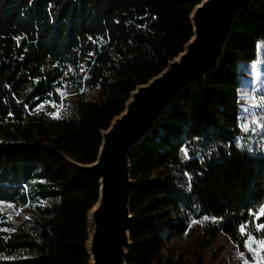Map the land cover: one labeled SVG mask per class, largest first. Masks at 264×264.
Instances as JSON below:
<instances>
[{"label":"trees","instance_id":"16d2710c","mask_svg":"<svg viewBox=\"0 0 264 264\" xmlns=\"http://www.w3.org/2000/svg\"><path fill=\"white\" fill-rule=\"evenodd\" d=\"M201 1L0 0V199L23 210L15 216L0 206V264H89V212L100 183L67 158L96 161L102 131L131 92L192 38L191 13ZM236 18L205 91L185 89L132 151L137 184L128 264H184L163 250L193 224L205 246L213 231L242 245L240 224L250 230L249 209L264 202V153L243 144L238 100L239 62L254 60L264 42V0H253ZM65 82L77 91L76 103L50 115L63 102L55 89ZM45 100L56 106L36 108ZM185 145L190 158L180 150Z\"/></svg>","mask_w":264,"mask_h":264},{"label":"water","instance_id":"95a60500","mask_svg":"<svg viewBox=\"0 0 264 264\" xmlns=\"http://www.w3.org/2000/svg\"><path fill=\"white\" fill-rule=\"evenodd\" d=\"M253 0H202L191 13L193 36L184 50L146 84L131 92L125 110L102 131L94 163L67 158L76 172L100 183L89 212V264H128L133 247L131 200L137 182L131 176L133 149L151 134L185 89L205 91L207 76L219 66L233 34L236 14Z\"/></svg>","mask_w":264,"mask_h":264},{"label":"rangeland","instance_id":"374dc122","mask_svg":"<svg viewBox=\"0 0 264 264\" xmlns=\"http://www.w3.org/2000/svg\"><path fill=\"white\" fill-rule=\"evenodd\" d=\"M239 68L241 81L238 100L241 123L244 122L242 118L245 116L249 120L254 116L264 118V104L261 107H252L254 104L261 103V98H264V42L259 43L256 58L251 61L239 62ZM62 89L60 94L64 99L55 108L57 114L76 103L77 91L68 85ZM244 107L249 108L247 113L244 112ZM244 135L248 138L243 140V144L253 152L264 153V131H260V129L244 131ZM8 210L15 216L23 213V210L9 207ZM263 219L264 216L257 221L254 217L250 230L247 229V231H251L257 236L264 235V232L256 233L255 231V224L264 222ZM204 237L200 226L193 224L184 236L172 239L165 246L163 255L173 260H182L184 264H196L198 260L201 261V264H244L245 259L249 261V264H255L251 253L244 246L245 235H243L242 245L224 232L213 231L211 243L206 246L203 244ZM241 252L245 254L243 257L240 255ZM261 254L264 255V253Z\"/></svg>","mask_w":264,"mask_h":264},{"label":"snow or ice","instance_id":"6c2138e0","mask_svg":"<svg viewBox=\"0 0 264 264\" xmlns=\"http://www.w3.org/2000/svg\"><path fill=\"white\" fill-rule=\"evenodd\" d=\"M18 41H19V37L16 38ZM93 38L92 37H89V40H92ZM99 40H103L104 38L103 37H99L98 38ZM95 43V41H93ZM95 53L94 52H90L88 53V56H94ZM94 62V61H93ZM79 69L81 72H84L86 71L84 65H80L79 66ZM68 76V72H65L63 74V76L61 77V79H63L64 77ZM85 79H87V77H85ZM39 81H37L38 83ZM59 83V81H58ZM66 83L65 82V87H66ZM62 88H57L55 89V93L57 95H59L61 92H62ZM53 93L52 92H49L48 93V96H52ZM60 99H64L63 96H60L59 97ZM36 99H40V97H36ZM56 103L57 101H53V100H45L43 101L41 104L37 105L36 108H39V109H43L45 104H50L52 107H55L56 106ZM262 104H264V98H261V103H258V104H254L252 107H261ZM25 107H27V105H25ZM243 107V106H242ZM36 109H33V111H35ZM244 112L247 113L249 111V108L247 107H244ZM50 115H57V113H49ZM9 116L13 115L12 113H8ZM242 120L244 122H242L240 124V128L242 131H256L257 129H260V131H264V118H259V117H256L254 116L251 120L248 119V117H243ZM184 155L186 157H189V148L187 145H185L184 147H182L180 149ZM186 175H188L186 173ZM188 179H189V189L191 187L190 185V182H191V176L189 175L188 176ZM25 188H27V186H25ZM7 204L9 208L13 207V203L11 201H6V200H2L0 199V206L2 205H5ZM28 205L26 204L25 207H27ZM3 209L0 208V211H2ZM249 215L250 216H254L255 217V220H260V217L264 216V202L262 203H259L258 204V211H252V209H249ZM9 218H11L9 216ZM28 219H30V217H26ZM213 220V221H216L218 219H222L221 217H208V216H204L203 217V220L207 221V220ZM2 222V221H0ZM199 221H193V223H198ZM247 228H248V223H241L240 226H239V231L242 235H245L246 236V239L244 240V246L248 249V252L251 253V258L252 260L255 262V264H264V255H262L261 253H264V235H260V236H257L255 235L253 232L251 231H247ZM3 231L5 232H8V231H16L15 228H12V229H8V228H5L3 229ZM255 231L256 233H262L264 232V222H260V223H256L255 224ZM241 257H243L245 254L244 252H241L240 253ZM244 264H249V261L247 259L244 260Z\"/></svg>","mask_w":264,"mask_h":264}]
</instances>
